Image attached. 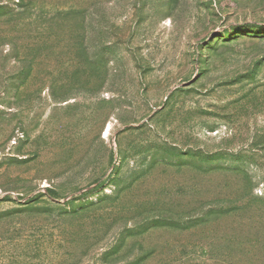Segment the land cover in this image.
<instances>
[{
	"label": "rangeland",
	"instance_id": "rangeland-1",
	"mask_svg": "<svg viewBox=\"0 0 264 264\" xmlns=\"http://www.w3.org/2000/svg\"><path fill=\"white\" fill-rule=\"evenodd\" d=\"M0 264H264V0H0Z\"/></svg>",
	"mask_w": 264,
	"mask_h": 264
},
{
	"label": "bare ground",
	"instance_id": "bare-ground-1",
	"mask_svg": "<svg viewBox=\"0 0 264 264\" xmlns=\"http://www.w3.org/2000/svg\"><path fill=\"white\" fill-rule=\"evenodd\" d=\"M109 130V127L107 128V131Z\"/></svg>",
	"mask_w": 264,
	"mask_h": 264
}]
</instances>
